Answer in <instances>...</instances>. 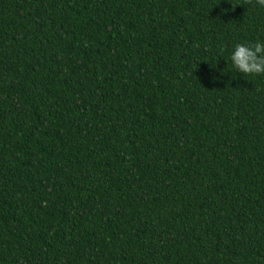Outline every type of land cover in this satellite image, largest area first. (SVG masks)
<instances>
[{
    "label": "trees",
    "instance_id": "obj_1",
    "mask_svg": "<svg viewBox=\"0 0 264 264\" xmlns=\"http://www.w3.org/2000/svg\"><path fill=\"white\" fill-rule=\"evenodd\" d=\"M253 0H0V264H264Z\"/></svg>",
    "mask_w": 264,
    "mask_h": 264
},
{
    "label": "clouds",
    "instance_id": "obj_2",
    "mask_svg": "<svg viewBox=\"0 0 264 264\" xmlns=\"http://www.w3.org/2000/svg\"><path fill=\"white\" fill-rule=\"evenodd\" d=\"M252 4L253 0H245ZM255 3L264 7V0H255ZM234 67L243 75H264V43H238L231 54Z\"/></svg>",
    "mask_w": 264,
    "mask_h": 264
}]
</instances>
